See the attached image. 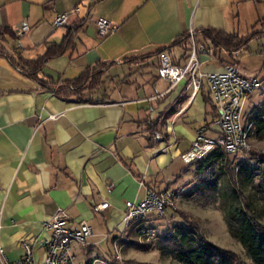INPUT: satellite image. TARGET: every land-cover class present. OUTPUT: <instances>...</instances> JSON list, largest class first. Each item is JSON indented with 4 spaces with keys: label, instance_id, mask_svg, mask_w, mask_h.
I'll use <instances>...</instances> for the list:
<instances>
[{
    "label": "crops",
    "instance_id": "obj_1",
    "mask_svg": "<svg viewBox=\"0 0 264 264\" xmlns=\"http://www.w3.org/2000/svg\"><path fill=\"white\" fill-rule=\"evenodd\" d=\"M57 14L67 15L68 26H54ZM98 17L118 31L99 38ZM23 22L29 31L19 36ZM0 25L14 31V47L27 60L41 57L45 42L58 44L69 28L81 25L74 50L50 60L61 68H43L45 80H72L88 66L111 64L91 96L104 100L75 103L41 90L0 57V243L10 261L23 256V242L49 235L43 223L58 208L68 214L69 228L77 229L80 221L92 227L84 246L90 253L137 231L123 222L127 201H141L146 189L189 187L195 164H185L180 155L199 129L208 127L205 135L215 136L214 109L205 83L193 96L187 82L171 87L158 77L159 51L168 47L174 63L183 65V48L169 45L190 30L211 28L241 37L254 33L248 43L264 55V0H0ZM239 52L220 49L218 60L211 51L201 57V70L219 72L231 62L244 76L264 79V66L244 69ZM261 86L245 105L246 117L264 98ZM103 201L108 207L98 211ZM81 247L74 246L75 255ZM42 259L43 250L35 246L32 264Z\"/></svg>",
    "mask_w": 264,
    "mask_h": 264
},
{
    "label": "trees",
    "instance_id": "obj_2",
    "mask_svg": "<svg viewBox=\"0 0 264 264\" xmlns=\"http://www.w3.org/2000/svg\"><path fill=\"white\" fill-rule=\"evenodd\" d=\"M80 28L81 25L69 28L58 44L45 42L43 55L34 60H27L19 48L12 47L11 50L6 48L7 40L16 41L18 37L10 27L0 25V57L6 58L19 72L36 81L41 90L52 92L58 98L75 103L101 102L104 99L93 100L91 96L101 87L103 76L111 64L98 62L88 66L72 80L55 82L40 76L49 60L74 50V35ZM253 35L254 33H251L241 37L211 28L194 31L196 45L214 51V58L218 60L220 49L238 52L247 46ZM176 45L183 48V58H187L191 45L189 32L177 37L169 47ZM166 50L168 47L159 51V55ZM261 82L264 85V79ZM206 101L210 102V99ZM251 113L252 116L247 117L252 123L251 134L260 138L264 135V98L253 107ZM222 173L228 178V190L219 182ZM195 174L198 182L193 183L184 195H193L196 189H199L201 192L208 191L217 196L230 236L239 242L252 264H264V222L258 219L254 203L241 188L242 183L248 185L252 195L264 210V154L254 151L229 154L219 147L195 163ZM171 211L181 220L180 225L164 240L169 245L166 248L170 250L173 260L180 264H246L234 252L205 239L198 220L176 209L170 210L169 214ZM160 219L162 218H153L152 221ZM144 221H133L127 227L136 228L138 234L141 228L149 229L155 234L151 228L152 224L145 225Z\"/></svg>",
    "mask_w": 264,
    "mask_h": 264
},
{
    "label": "built area",
    "instance_id": "obj_3",
    "mask_svg": "<svg viewBox=\"0 0 264 264\" xmlns=\"http://www.w3.org/2000/svg\"><path fill=\"white\" fill-rule=\"evenodd\" d=\"M54 26H68L67 15L57 14ZM95 27L97 36L101 39L118 31V27L113 22L102 17L95 19ZM28 31L27 23L23 22L18 35H25ZM189 35L190 51L184 64H175L170 51L166 50L159 55L157 74L171 87L181 82H187V87H191L193 96L201 91L204 83L206 84L210 103L215 113L211 124L215 130V136L205 135L208 127L199 129L190 149L181 154L180 158L185 164H195L219 147L229 154L248 153L252 123L245 116L244 109L253 93L261 87V79L258 76H244L234 64H226L219 72L204 73L201 70V57L203 55L210 56L211 50L196 45L193 30L189 31ZM48 118L54 120L56 116L50 115ZM183 192L182 189L162 191L146 189L141 201L125 203L123 221L125 226L133 221L146 220L149 217L163 218L167 211L176 208V203ZM107 207L108 203L103 201L97 205L96 209L104 211ZM68 222L69 216L66 211L58 208L43 223V227L49 232V235L45 238L36 237L31 243L23 242L21 245L23 256L17 261L8 260L0 243V264H32L35 246L43 250L42 264H76L74 246H85L89 238L93 236V229L85 221H80L77 229H71ZM139 235L153 237L155 234L149 229L141 228ZM122 236L123 234L113 239L114 248L122 240ZM116 259L120 260L118 257ZM95 262L97 260H93L92 264Z\"/></svg>",
    "mask_w": 264,
    "mask_h": 264
},
{
    "label": "rangeland",
    "instance_id": "obj_4",
    "mask_svg": "<svg viewBox=\"0 0 264 264\" xmlns=\"http://www.w3.org/2000/svg\"><path fill=\"white\" fill-rule=\"evenodd\" d=\"M240 34L245 36L247 33L242 28L240 29ZM16 45L17 41L10 40L8 42V47L10 49ZM238 55L241 67L246 70L258 71L264 66V55L255 52L254 43H248L247 48L241 50ZM58 68H61V63L59 62L50 61L45 65V70L48 72H56ZM148 87L151 88V85H148ZM249 139L250 151L264 154V135L260 138H256L250 134ZM194 168L195 165H191L190 171H193ZM185 177L187 178L188 175ZM192 178L185 192L193 183L198 182L196 174ZM219 182L228 190V178L226 174H220ZM241 188L254 203L258 213V219L264 222V210H262L260 203L258 200L256 201V198L252 195L250 187L242 183ZM175 209L190 215L194 220H198L205 239L218 247L234 252L246 264H252L239 242L228 233L217 196L210 194L208 191L201 192L199 189H196L195 193L190 196H185L183 192L176 203ZM152 219L153 218L149 217L144 223H146L145 225L149 223L152 224L151 228L155 231L153 237L140 236L137 231H132L127 235L123 234V238L116 248L112 245L107 247L106 243L103 242L99 247H91L92 250L89 253L87 251L89 247L83 246L81 247V252L76 254V264H92L93 260H97L94 264H129L130 262H132L130 264H180L172 259L170 250L166 248L169 247V245L164 240L178 225H180L181 220L172 211L170 214L169 211H167L166 216L160 220L154 222ZM83 250L85 251L82 252ZM116 257L120 260L116 259Z\"/></svg>",
    "mask_w": 264,
    "mask_h": 264
}]
</instances>
